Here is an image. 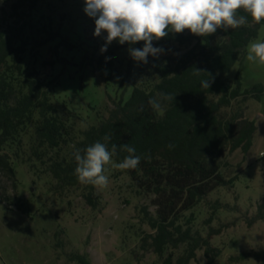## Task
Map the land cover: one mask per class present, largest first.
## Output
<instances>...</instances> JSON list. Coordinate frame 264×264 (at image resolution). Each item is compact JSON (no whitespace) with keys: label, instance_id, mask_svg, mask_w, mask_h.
<instances>
[{"label":"rangeland","instance_id":"rangeland-1","mask_svg":"<svg viewBox=\"0 0 264 264\" xmlns=\"http://www.w3.org/2000/svg\"><path fill=\"white\" fill-rule=\"evenodd\" d=\"M84 7V0H41L32 15L35 27H50L66 38L58 53L67 64L57 62L53 53L60 38L36 51L28 46L22 57L25 77L36 71L42 79H56L51 103L71 135L60 159L72 154V141L81 140L84 130L108 118L114 102L127 100L134 87L149 89L157 83L152 62L165 57L149 55L147 64L134 60L129 74V48L116 53L111 70L89 65L90 58L101 54L107 33L94 36V19ZM9 13L10 2H1L0 15ZM257 39L264 40V26L253 40ZM171 47V57L190 48L177 43ZM245 57L227 77L233 79L240 72L244 89L264 85V66L246 62ZM225 113H241L256 123L253 145L247 153L237 149L217 159L223 176L237 180L184 212L179 223L202 237L211 229L218 231L210 241L218 251L213 264H258L252 256L233 262L229 257L264 249V219L252 221L264 212V93L260 101L235 102ZM37 144L34 125L29 124L2 147L14 176L0 174V264H81L74 259L78 254L90 264H163L168 255L175 261L184 253L186 244H181L159 257L148 246L150 240L145 242L154 233L147 213L156 216L155 196L139 190L126 172L108 167L109 185L95 189L98 204L92 208L82 187L59 186L49 168L59 157ZM204 251L199 248L190 264H208Z\"/></svg>","mask_w":264,"mask_h":264},{"label":"trees","instance_id":"trees-1","mask_svg":"<svg viewBox=\"0 0 264 264\" xmlns=\"http://www.w3.org/2000/svg\"><path fill=\"white\" fill-rule=\"evenodd\" d=\"M3 1L10 2V13L6 17L0 15V174L14 176L8 157L1 153L2 147L33 124L37 148L59 157L49 167L59 186L82 187L86 202L96 208V188L78 182L72 154L60 159L71 135L69 126L51 103L56 79H42L36 71L25 77L23 72L22 57L28 46L36 51L57 38L61 41L53 53L57 62L67 64L58 53L66 44V38L50 27H35L32 15L41 0H0V3ZM262 26L264 23H252L249 17L246 26L227 31L218 29L208 37L195 36L185 30L154 40L153 46L165 49L162 53L165 57L152 62L159 81L149 89L134 87L127 100L121 97L114 102L108 118L84 130L81 140L72 141L73 152L74 147L83 149L110 134L109 147L116 144L119 149L127 143L136 148L140 164L137 169L124 172L139 190L155 196L157 208L156 216L147 213V222L154 233L148 235L145 242L150 240L148 246L159 257H164L168 248L177 249L186 244L181 256L174 261L170 254L163 264H190L201 247L205 248L208 264H213L218 256L210 242L218 231L211 229L207 237H202L190 227L184 228L179 221L184 212L194 209L215 190L230 187L237 180L223 176L217 159L237 149L247 153L253 145L256 123L243 118L241 113L227 115L225 112L238 101L249 98L260 101L264 85L244 89L240 72L233 79L227 75L244 59L247 44L257 38ZM35 32L45 37H37ZM172 43L190 48L171 57ZM129 47L142 48L143 42L131 46L128 43L108 45L107 51L90 58L88 64L111 70L116 53ZM133 61L130 56L128 74ZM203 80L210 82L209 88L201 87ZM159 93L175 98L165 102L162 112H154L148 100ZM169 144L173 147L169 148ZM125 155L118 151L113 160L119 162ZM18 207L26 212L21 204ZM263 219L264 212L252 221ZM211 220L212 217L208 222ZM250 256L258 264H264V249L231 256L229 261H245ZM74 259L90 264L79 254Z\"/></svg>","mask_w":264,"mask_h":264},{"label":"clouds","instance_id":"clouds-1","mask_svg":"<svg viewBox=\"0 0 264 264\" xmlns=\"http://www.w3.org/2000/svg\"><path fill=\"white\" fill-rule=\"evenodd\" d=\"M84 12L94 19V36L106 32L105 44L100 51H107L113 41L130 46L143 42L142 48L129 47L133 60L148 63V56L158 58L165 52L163 47L153 46L169 34H180L188 30L192 35L208 37L218 29L227 31L249 24L264 23V0H84ZM110 59V58H106ZM246 62L264 66V40H252L246 46ZM201 87L209 88L208 80L201 81ZM175 96L159 93L150 97L148 105L154 112H162L165 102ZM111 135L105 134L102 141L72 152L76 167L74 175L83 185L105 189L109 185L108 167L126 171L135 170L141 157L130 144H111ZM173 147L172 144L168 145ZM119 152L126 155L122 160H113Z\"/></svg>","mask_w":264,"mask_h":264}]
</instances>
